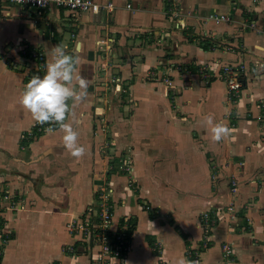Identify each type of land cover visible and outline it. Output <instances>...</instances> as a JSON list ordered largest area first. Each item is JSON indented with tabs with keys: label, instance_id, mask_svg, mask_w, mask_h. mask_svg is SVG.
Masks as SVG:
<instances>
[{
	"label": "crops",
	"instance_id": "crops-1",
	"mask_svg": "<svg viewBox=\"0 0 264 264\" xmlns=\"http://www.w3.org/2000/svg\"><path fill=\"white\" fill-rule=\"evenodd\" d=\"M94 1L101 7L111 4L112 9L47 13L0 2V196L7 195L17 207L0 213V233L10 234L0 264H90L93 248L69 233L67 224L82 218L97 190L109 183L116 186L114 222L124 216L130 221L125 264L188 261V249L204 243L198 216L205 210L217 211L220 221L201 252V264H224L223 244L232 248L231 264H264V0H177L182 15L174 29L165 16L170 0ZM213 14L228 15L231 22L207 17ZM160 33L163 39L169 37L165 45L178 51V62L169 64L184 68L173 80L175 109L164 113L158 102L166 100V84L146 81L148 69L164 60V47L151 41ZM192 35L205 40L198 44ZM102 39L112 40L113 68L108 71L113 69L127 85L130 100L138 103L125 126L141 189L133 195L108 177L95 145L90 109L101 88L98 63L110 60L109 51L103 58L102 49L95 47ZM55 45L78 58L73 86L79 90L81 76L88 81L86 99L68 101L65 121L85 149L80 159L65 147L58 125L25 140L27 131L41 125L20 103L35 73L28 51L44 53L46 62L37 75L43 77ZM116 46L125 55L118 58ZM200 64L208 68V80L199 71L186 73V67ZM230 64L245 68L244 86L234 105L217 69ZM229 113L234 114L233 125L226 118ZM217 123L233 130L219 143L211 132ZM234 174L243 182L231 195L227 184ZM230 202L235 215L228 216L221 209ZM76 243L78 251L69 252Z\"/></svg>",
	"mask_w": 264,
	"mask_h": 264
},
{
	"label": "rangeland",
	"instance_id": "rangeland-1",
	"mask_svg": "<svg viewBox=\"0 0 264 264\" xmlns=\"http://www.w3.org/2000/svg\"><path fill=\"white\" fill-rule=\"evenodd\" d=\"M168 4L170 6H168V8L166 7L167 8V13H166L167 15H165V16L169 17V19L172 23V27L174 29V28H177V25H178L177 24L178 15H182V14L180 12L177 0H170V2ZM130 7H131V5H130ZM127 9H129V10L133 9V5L131 8H127ZM169 10L171 11V13L169 12ZM210 16L211 15H208L207 17L209 19H213L214 21L225 22V23L231 22V18L228 15H223V16H226V17L228 16L229 20H220V18H219V20H216L215 17H220L221 14H219V15L213 14L212 18H210ZM161 35H162L161 33L158 34L157 38L151 39V41L153 42V44H154V42H157L156 43V44H158L157 47L158 46L164 47V48H162L163 50L161 51V54L163 55L164 60L162 62L160 61V64H157V65L155 64L156 66L153 65V66H151L152 68L148 69L146 81H148L149 83H155V84H159V85H160V83L166 84L165 88L168 91L167 94L165 95L166 100H159V102H158L159 103V105H158L159 110L164 113L167 109H170L172 111L175 109L174 98H175L176 94L174 92L173 82L179 77L177 75L178 72L180 75L181 74L180 71L183 70L184 68L179 67L178 64L177 65H175V64L171 65L173 63L178 62V60H177V58L179 56L178 51H177L176 47H171V46L165 45L164 42L169 37L166 36L163 39V38H161ZM167 35H169V34H167ZM192 37L195 41H197L198 44L205 40V39H201V38L196 39L195 36H193V35H192ZM196 37H200V34L197 35ZM98 41H100L102 43V51L100 52V57L103 56V58H104L106 56L107 52L109 51L108 57L110 58V51L112 50L111 49L112 40L111 39L96 40L95 41V47H96V42H98ZM134 43H136V42L133 41V44ZM137 43H139V42H137ZM140 45H143V42H140ZM116 47L120 48L117 52V56L119 58L120 55L123 53L122 52L123 49L120 46H116ZM105 50H106V52H104ZM114 52L115 51H113V53ZM4 53H2V55ZM101 54H103V55H101ZM123 54L125 55V53H123ZM126 55H128V54H126ZM5 56L8 57L9 54L6 53ZM112 63H113V61L111 60V58H110V60L105 61L103 64L101 62L98 63L99 71H98L97 78L100 80L102 79L101 83L99 82L100 83L99 85L101 88H99L96 91L97 94L95 95V98L92 101V104H91L92 107L90 109L92 114L90 116L92 119L93 134H94V136L97 137V142H95L96 150L100 154V157L104 161L103 163H104V166L106 167L108 177H110V178L112 177L114 182H116V183L123 184V185H121V188L123 189L122 192L133 195V193H136V192L139 193L141 191V189H139V184H137V182H135L133 156L131 153V150L133 149V144H132L131 139H126L128 135L126 133V130H125L126 127L125 126H126V123H128V120L130 119L131 115L133 114L136 104H138V103L133 101V100H130L129 95L127 94V85L124 84L125 82H123L122 80L117 79V77H115L117 75L115 72H113V69L108 71L109 68H113ZM169 63H171V64H169ZM205 66H206L205 64H200L196 68L190 67L189 70H196V73H197V71H199V68H204V69L206 68V72L202 75V79L208 80L209 79V75H208L209 72H208V68ZM223 66H225V65H222L217 69L220 70V68H222ZM9 68L14 69L15 66L9 65ZM41 70H42V68H37L35 66L32 68L31 72H35V73H33V75L37 76V75H39ZM186 73H188V72H186ZM199 74H201V73L199 72ZM218 77L222 78L219 75H218ZM223 81H224V79H223ZM97 85L98 84H96V83L94 84V86H97ZM225 89H227V87ZM227 98H229L228 95H227ZM236 98H234V99H236ZM230 101H231L230 105H234L232 103L233 99H230ZM232 107L233 106H231V108ZM226 118L228 120H230L229 125L234 124L235 117H234L233 113L232 114L229 113L228 115H226ZM232 121H233V123H232ZM41 128L43 130L40 131V133L38 132L39 129H37V132L36 131L34 132L32 130L27 131V133H25V140L32 139L31 137H35L36 133L41 134L45 129L47 130L49 128V124L41 125ZM114 139H116V141L119 145V148L114 143V141H113ZM119 159L122 160V163H121L122 165L124 164V162H127L130 164V167H131L130 173H126L123 171L119 172L118 167L113 166V162L117 161ZM117 172H119V173H117ZM133 176H134V178H133ZM235 176H237V175L234 174V177H232V178L235 179ZM234 179L229 180V183L227 184V185H229L228 191H229V193H231V195H233L237 192L239 184L241 182H243L242 180L240 181L238 179H235V180ZM212 181H214V180L212 179ZM233 183L235 184V192L233 191V187H234ZM127 185L131 186V187H127ZM102 187H106L105 189L110 188L111 190L114 191V193L116 191V186L114 184L109 183V184L103 185ZM125 189L126 190L129 189L130 191L127 192V191H125ZM114 193H112V198H113ZM95 204H96V202H95ZM93 205H94V203H92L90 206H93ZM141 205L144 208H147L144 203H141ZM231 207H232V210H231ZM221 210H223L224 213L227 212L228 216L232 215V212H233L232 202L228 203L226 206H223V209H221ZM154 211H157V209L155 208ZM207 211L211 215H214V214L216 215L215 212H217V211L205 210V211H202L201 213L207 212ZM233 213L235 215V212H233ZM219 221L220 220L216 216L214 219L213 225L211 227V230H209L207 233L208 235L212 234L213 229L215 228V226L217 225V223ZM9 236H10L9 233H6L4 235V237H9ZM204 243H205V245L208 244L207 240H204ZM84 244H86V243H84ZM227 245L229 247V253H228L229 256L227 257L228 254L223 252V249H222V252L224 253L223 262H224V264H231L234 262V258H232V257H234V253L232 252L231 246L229 244H227ZM199 246H198V248H196L197 249L196 252L198 253V255H200V253L203 252V250L205 249L204 245H199ZM80 250H81V248H80ZM82 250H83V248H82Z\"/></svg>",
	"mask_w": 264,
	"mask_h": 264
},
{
	"label": "built area",
	"instance_id": "built-area-1",
	"mask_svg": "<svg viewBox=\"0 0 264 264\" xmlns=\"http://www.w3.org/2000/svg\"><path fill=\"white\" fill-rule=\"evenodd\" d=\"M1 1L10 5H18L27 9L47 13H50L53 10H63L69 13L81 14L90 12L92 14H97L101 8H104L107 11L112 9L111 4H106L101 7V5L96 3L94 0H0V2ZM126 7L131 8L128 4ZM169 12L171 13L170 10ZM210 18H212V16H210ZM219 18L220 20H229V17L223 16V14H221L220 17H215L216 20H219ZM96 46L98 50L102 49V43L100 41L96 42ZM27 57L33 61L37 68H42L46 62L44 53L37 48L30 49ZM244 70L245 68L242 64H230L223 66L218 71V75L224 79L227 87L226 94L230 99L238 97L243 89ZM187 72L190 73V70H187ZM199 72L202 77V75L206 72V68H199ZM229 98L228 100H230ZM37 129H39L38 132L43 130L41 125L36 124V132ZM121 163L122 160L119 159L113 162V166H117L119 172L123 171L130 173V164L124 162L122 165ZM233 186V191L235 192L234 183ZM127 187L131 186L127 185ZM105 188L106 187H101L97 190L95 199L96 204L94 202L93 206H89L82 218L69 222L67 224V230L73 235H78L81 243L84 242L93 248L94 254L91 264H125V259L131 246L130 234L127 233L129 228V217L124 216V218H122V224L114 222L112 200L113 190ZM3 203H6V205H3ZM15 207L16 204L12 202L7 195L0 196V213L7 209H15ZM215 213L216 215H211L207 211L200 213L198 216V224L202 231L203 239L205 240L210 237L207 233L211 230L215 217L217 216L219 219V214L217 212ZM4 235L5 234L0 233V255L5 242H7V237H4ZM205 243H202V245L206 248L208 244L205 245ZM222 249L223 252L227 254L229 253V247L227 244H223ZM67 250L71 253L76 252L74 246L68 247ZM196 250L197 249H188V261L193 262V264H201V253L198 255ZM228 256L229 254L227 257Z\"/></svg>",
	"mask_w": 264,
	"mask_h": 264
},
{
	"label": "clouds",
	"instance_id": "clouds-1",
	"mask_svg": "<svg viewBox=\"0 0 264 264\" xmlns=\"http://www.w3.org/2000/svg\"><path fill=\"white\" fill-rule=\"evenodd\" d=\"M51 52L53 62L47 65L46 74L43 77L33 76L25 86L20 103L38 124L58 125L65 134V147L73 157L80 159L84 156L85 149L78 144V133L65 121L70 115L68 101L83 102L87 96L88 81L83 76L79 77L77 90L73 86V80L78 58L66 53L62 45H55ZM206 119L212 124L211 115ZM53 130L52 127L47 129L48 132ZM232 131L226 125L217 123L211 128L212 140L219 143L229 138ZM180 264L193 262L182 260Z\"/></svg>",
	"mask_w": 264,
	"mask_h": 264
},
{
	"label": "trees",
	"instance_id": "trees-1",
	"mask_svg": "<svg viewBox=\"0 0 264 264\" xmlns=\"http://www.w3.org/2000/svg\"><path fill=\"white\" fill-rule=\"evenodd\" d=\"M204 48H205V47H204ZM190 67H191V66H190ZM190 67H186V69L189 70ZM191 68H196V67H191ZM190 72L196 73L195 70H190ZM243 86H244V85H243ZM55 126H56V125H49V127H52L53 129L55 128ZM119 223L122 224V223H123V219H121V220L119 221ZM128 224H129V228H128V230H127V233L130 234V230H131V227H130V221L128 222ZM74 247H75V251L77 252V251H78V244H77V243L74 244ZM76 252H75V253H76Z\"/></svg>",
	"mask_w": 264,
	"mask_h": 264
}]
</instances>
